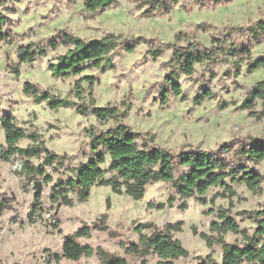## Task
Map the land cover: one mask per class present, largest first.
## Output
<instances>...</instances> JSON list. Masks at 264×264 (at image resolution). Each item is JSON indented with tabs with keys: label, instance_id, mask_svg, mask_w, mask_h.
I'll return each instance as SVG.
<instances>
[{
	"label": "rangeland",
	"instance_id": "obj_1",
	"mask_svg": "<svg viewBox=\"0 0 264 264\" xmlns=\"http://www.w3.org/2000/svg\"><path fill=\"white\" fill-rule=\"evenodd\" d=\"M150 1L115 0L105 8L90 11L85 0H0V13L6 17L0 30L8 34L0 40V193L16 198L13 208L4 210L0 218L1 264H102L97 254L83 255L79 260L62 257L59 262L50 260V256L62 252L66 235L84 223L101 221L103 215H107L109 228L92 229L91 235L80 237L79 242L102 246L126 257L129 264H141L142 259L127 253L121 241L139 243L140 235L134 229L139 223L154 222L164 229L168 222L182 220V230L174 234L189 254L176 258L175 264H197L208 259L221 264L223 246L218 238L223 236L232 243L243 241L242 233H220L211 228L213 221H221V209L241 228L255 231V212L264 207V160L249 159L243 147L253 139L264 138V99L258 98L251 110L243 104L250 90L264 80V66L248 70L255 58L264 56V32L255 34L257 21L264 18V0L206 4L179 0L169 10L160 7L148 13ZM61 30L87 40L116 34L118 44L105 57L103 69L89 67L81 74L56 77L49 65L70 47L50 45ZM30 43L32 49L44 48L45 54L21 62L20 48ZM128 44H135L134 49L127 50ZM199 49L209 52L210 57L195 62L192 73L185 72L184 60L174 50ZM15 65L19 74L14 71ZM169 73L173 81L180 82L187 99L173 93L165 79ZM86 75L96 78L92 89L83 79ZM81 78L83 97L79 98L74 92ZM27 80L41 90L69 98L70 104L53 109L47 101L37 102L24 92ZM165 89L168 99L162 103ZM204 90H210L211 96L196 103L194 96ZM107 104L119 107V117L100 121L93 107ZM79 106L88 114L79 112ZM6 112H11L14 122L28 132H38V140L59 156L51 163H44V153L29 158L16 152L8 157L9 145L1 122ZM120 122L138 132L140 145H159L174 155L186 148L218 150L220 144L231 141V149L224 154L226 161L247 165L263 179L256 188H250L245 182L227 178L230 188L210 187L203 203L198 194L179 195L177 186L189 166L176 164L174 180L151 182L140 199L116 193L111 185L94 184L89 198L80 201V190L71 188L68 181L95 155L89 130L100 133ZM32 143L23 137L16 145L27 147ZM27 160L36 167L43 164L45 173L30 172ZM110 160L109 156L102 167L108 169ZM114 172L109 170L105 176ZM46 175L51 177L49 181ZM37 180H42L44 188L41 207L33 211ZM55 192L59 194L57 200L52 199ZM66 194L72 198L69 205L62 201ZM170 197L174 198L173 205L169 204ZM159 202H165V207L157 208ZM49 209L58 211L56 225L43 216L33 217L35 212ZM111 230L118 235L112 236ZM144 231L150 233V229ZM201 232L209 234L211 246ZM146 259L148 264H158L161 258L151 253Z\"/></svg>",
	"mask_w": 264,
	"mask_h": 264
},
{
	"label": "trees",
	"instance_id": "obj_2",
	"mask_svg": "<svg viewBox=\"0 0 264 264\" xmlns=\"http://www.w3.org/2000/svg\"><path fill=\"white\" fill-rule=\"evenodd\" d=\"M179 0H151L148 13L156 11L160 7L166 10L171 9L173 4ZM200 3H217L227 0H196ZM115 0H85L87 10L96 11L105 8L114 3ZM6 21V17L0 13V25ZM264 32V18L257 21L256 35ZM59 37L52 39L50 45L55 48L60 43L69 45L65 53L59 54L49 65L50 70L56 77H67L73 74H81L89 67L104 68L105 57L118 44L119 35L108 34L99 39H85L80 35L74 34L68 30L58 32ZM7 33L0 30V40L6 39ZM32 43L21 46L19 59L21 62L33 61L40 55L45 54V49H32ZM135 44H128L127 50H133ZM176 56H180L183 62V69L187 73L194 71V63L202 62L210 57V53L204 50H189L178 52L174 50ZM264 66V56H259L249 64L248 70L253 71ZM14 71L19 74L18 65L13 66ZM83 79L89 82V87H94L96 78L93 75H86ZM79 79L75 83V95L83 97L82 81ZM165 79L171 85L173 93L180 96L182 100L188 98L182 90L180 82L173 81L172 74L169 73ZM24 92L34 96L37 102L47 101L50 108L56 109L60 106L69 105L70 99L67 97L55 96L49 89L41 90L33 82L27 80L24 83ZM93 97L92 91L90 92ZM211 91L204 90L203 93L194 96L196 103H201L205 97H210ZM264 99V80H260L249 92L243 106L247 109H253L255 101ZM168 99V90L161 93V102L166 103ZM78 111L82 114H88L81 106ZM92 112L100 121L109 118L119 117V107L117 105L107 104L105 106H94ZM253 113V111H252ZM2 126L6 133V142L9 145L8 157L16 152L26 157L38 156L45 154L44 163L53 162L59 154L47 148L43 141H39L38 132H28L24 127L14 122V116L11 112H6L2 119ZM91 137L92 149L95 155L80 166L75 177L70 178L68 183L73 189H79L80 201H85L90 196L91 186L111 185L112 189L119 194L126 193L134 199H140L146 192L148 184L158 180L171 181L175 178L176 164L189 166L188 172L183 174L180 183L177 186L178 193L181 197H187L198 194L201 202L206 203V192L212 186H224L227 189L230 185L227 178L232 182H245L250 188H256L262 181L263 176L247 165H234L226 161L224 154L229 151L230 142L226 141L219 145L218 150L214 149H196L186 148L181 150L177 155L159 145L152 147L147 144L140 145L137 141L138 132L134 131L130 125L120 122L116 127L109 128L107 131L96 133L89 130ZM23 137H28L33 141L27 147L17 146L16 143ZM100 147L103 149L100 150ZM244 154L252 160H264V138L253 139L248 145L243 147ZM107 155L110 156V165L108 169L102 167L107 161ZM30 167V168H29ZM26 168L30 172L38 171L44 174L43 164L38 167L34 166L30 160L26 161ZM115 171L111 176L106 177L109 171ZM45 178L49 181L50 176ZM59 194L55 192L53 200H57ZM64 204H71L72 198L67 194L62 198ZM16 200L14 196L7 193H0V218L6 209H12ZM35 205L33 211L41 207V193L35 194ZM174 198H169V204L173 205ZM108 201V206H110ZM165 202L156 204L157 208H164ZM153 207V203H148ZM257 218V227L253 233L246 228H241L240 224L227 213L225 209L219 210L221 221H213L211 228L220 233L229 230L242 233L243 241L241 243H232L224 239L223 236L218 238L223 246V256L221 264H264V207L255 212ZM101 221L92 224L84 223L74 233L65 236L62 252L53 253L50 260L59 262L62 257L79 260L83 255L97 254L102 264H129L126 257L106 250L102 246L94 247L90 244H82L79 238L90 236L92 229H108L107 215L100 218ZM56 225V223H54ZM183 222H168L164 229H160L154 222H144L135 225L134 229L138 231L139 243L122 240L121 245L127 253L134 254L141 258V264H148L146 256L156 253L161 259L158 264H175V259L180 256H187L189 250L182 244V241L175 237L174 232L182 230ZM150 229V233L144 230ZM112 236H117L114 230L110 231ZM201 236L207 240L209 246L212 245L209 234L201 232ZM1 237V236H0ZM1 264V263H0ZM197 264H218L215 260H202Z\"/></svg>",
	"mask_w": 264,
	"mask_h": 264
},
{
	"label": "built area",
	"instance_id": "obj_3",
	"mask_svg": "<svg viewBox=\"0 0 264 264\" xmlns=\"http://www.w3.org/2000/svg\"><path fill=\"white\" fill-rule=\"evenodd\" d=\"M43 216L46 220L55 223L57 221V213L54 210H45L44 212H35L33 214L34 218H39Z\"/></svg>",
	"mask_w": 264,
	"mask_h": 264
},
{
	"label": "water",
	"instance_id": "obj_4",
	"mask_svg": "<svg viewBox=\"0 0 264 264\" xmlns=\"http://www.w3.org/2000/svg\"><path fill=\"white\" fill-rule=\"evenodd\" d=\"M43 188H44V186H43L42 180H37L36 181V193L37 192L41 193L43 191ZM59 206H60V203H59ZM56 213H58V211Z\"/></svg>",
	"mask_w": 264,
	"mask_h": 264
}]
</instances>
